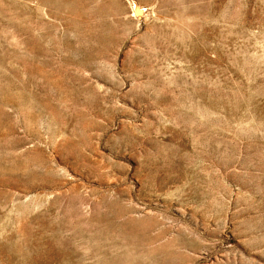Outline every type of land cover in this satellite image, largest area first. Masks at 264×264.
I'll list each match as a JSON object with an SVG mask.
<instances>
[{
	"label": "rangeland",
	"instance_id": "374dc122",
	"mask_svg": "<svg viewBox=\"0 0 264 264\" xmlns=\"http://www.w3.org/2000/svg\"><path fill=\"white\" fill-rule=\"evenodd\" d=\"M0 264H264V0H0Z\"/></svg>",
	"mask_w": 264,
	"mask_h": 264
},
{
	"label": "bare ground",
	"instance_id": "6f19581e",
	"mask_svg": "<svg viewBox=\"0 0 264 264\" xmlns=\"http://www.w3.org/2000/svg\"><path fill=\"white\" fill-rule=\"evenodd\" d=\"M136 11H140L138 6H136Z\"/></svg>",
	"mask_w": 264,
	"mask_h": 264
}]
</instances>
